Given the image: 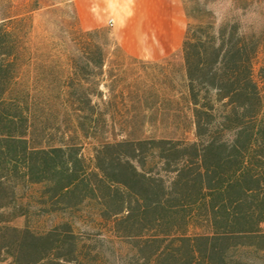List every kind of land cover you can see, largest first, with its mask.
<instances>
[{"label":"trees","instance_id":"obj_1","mask_svg":"<svg viewBox=\"0 0 264 264\" xmlns=\"http://www.w3.org/2000/svg\"><path fill=\"white\" fill-rule=\"evenodd\" d=\"M186 13L195 17L182 54L196 140L102 142L90 175L77 152L67 158L62 145L35 144L28 104L9 92L19 41L0 34V261L120 263L79 246L70 220L45 232L13 224L27 215L19 200L27 184L43 185L50 212L96 201V214L153 264H250L229 253L232 237H254L264 251V60L257 66L264 30L238 18L217 21L199 5ZM146 158L162 172L147 170ZM200 223L212 235L188 233ZM168 236L179 243L159 249Z\"/></svg>","mask_w":264,"mask_h":264},{"label":"rangeland","instance_id":"obj_2","mask_svg":"<svg viewBox=\"0 0 264 264\" xmlns=\"http://www.w3.org/2000/svg\"><path fill=\"white\" fill-rule=\"evenodd\" d=\"M178 1L184 10L182 37L195 21L186 9L198 5L217 21L238 18L246 28L264 30V0ZM143 6V0H0V34L8 40L11 33L19 41L9 92L28 104L30 136L42 147L62 145L67 158L77 152L85 175L95 169V150L102 142L196 140L181 46L158 60L136 58L119 47L120 41H129L131 27L137 31L144 24ZM263 60L264 44L257 66ZM145 167L162 172L160 163L149 158ZM21 192L27 215L13 224L45 232L70 220L79 246L91 248L98 259L153 264L96 214V201L86 199L62 214L45 210L43 185L27 184ZM200 224L188 233L212 235ZM255 239L232 237L228 251L250 264H264V251ZM179 241L168 236L156 244L160 249ZM0 264L13 263L7 258Z\"/></svg>","mask_w":264,"mask_h":264},{"label":"crops","instance_id":"obj_3","mask_svg":"<svg viewBox=\"0 0 264 264\" xmlns=\"http://www.w3.org/2000/svg\"><path fill=\"white\" fill-rule=\"evenodd\" d=\"M144 24L136 31L129 29L127 42H119L120 49L136 58L158 60L181 46L183 6L178 0H143Z\"/></svg>","mask_w":264,"mask_h":264}]
</instances>
